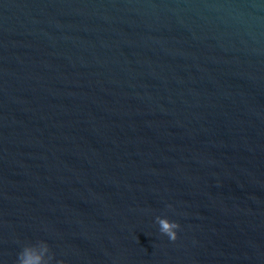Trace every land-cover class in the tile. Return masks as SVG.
<instances>
[{"label": "water", "instance_id": "water-1", "mask_svg": "<svg viewBox=\"0 0 264 264\" xmlns=\"http://www.w3.org/2000/svg\"><path fill=\"white\" fill-rule=\"evenodd\" d=\"M27 257L264 264V0H0V264Z\"/></svg>", "mask_w": 264, "mask_h": 264}, {"label": "clouds", "instance_id": "clouds-1", "mask_svg": "<svg viewBox=\"0 0 264 264\" xmlns=\"http://www.w3.org/2000/svg\"><path fill=\"white\" fill-rule=\"evenodd\" d=\"M157 222L160 225V231L162 234H165L168 236V238L172 241H175L178 239V231L177 229L180 228V224L177 221H172L168 219L167 217H157ZM25 253H20V256H24ZM21 264H39V258H32L27 257L25 258ZM59 264H66L65 261L61 260Z\"/></svg>", "mask_w": 264, "mask_h": 264}]
</instances>
